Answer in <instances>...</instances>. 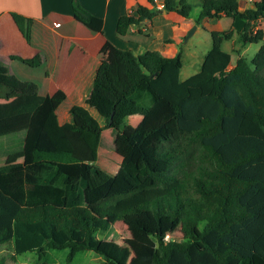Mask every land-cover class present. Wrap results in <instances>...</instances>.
<instances>
[{"label": "trees", "instance_id": "1", "mask_svg": "<svg viewBox=\"0 0 264 264\" xmlns=\"http://www.w3.org/2000/svg\"><path fill=\"white\" fill-rule=\"evenodd\" d=\"M72 6L79 21L104 27L79 0ZM163 10L188 17L192 6L137 0L117 31ZM223 15L231 28L211 30L200 70L184 80L182 46L168 56L109 44L87 98L103 125L78 108L60 123L52 98L34 89L14 96L0 60V247L37 251L33 264H55L49 253L66 248L94 250L98 264H264V43L234 64L223 49L235 33L243 44L264 41V0H203L196 23ZM143 83L157 99L121 128V107ZM107 128L122 138L112 139L116 173L96 164ZM116 223L118 251L106 237Z\"/></svg>", "mask_w": 264, "mask_h": 264}, {"label": "crops", "instance_id": "2", "mask_svg": "<svg viewBox=\"0 0 264 264\" xmlns=\"http://www.w3.org/2000/svg\"><path fill=\"white\" fill-rule=\"evenodd\" d=\"M79 1L91 13L104 19L101 30L89 27L74 16L72 0H0V60L5 68V78H11L10 82L17 86L14 96L34 89L38 94L52 98L60 123L73 121L72 110L78 108L103 125L105 120L101 123L93 116L92 106L87 103V98L100 63L109 55L108 45L131 49L135 53L152 49L170 56L179 48V40H176L179 34L175 30L181 26L189 29L197 23L187 22L188 17L177 11L163 10L153 19L133 24L127 33L120 34L117 31L118 19L123 14L132 12L137 0ZM138 1L149 7L164 5V0H155L154 3L148 0ZM197 1L203 5V0ZM239 1L241 4V0ZM251 1L252 5L246 6L243 0L244 5L241 4V7H252L257 0ZM223 17L229 16L207 17L197 24L196 29L202 24L210 33L211 30H223L225 28L220 26H211ZM247 44L242 43V47L233 48L238 53L237 58L240 54L244 55ZM182 48L183 66L184 56L188 55L189 66L200 65L201 68L204 56L199 59L197 51L191 50L187 45ZM36 57L40 60L38 64L34 63ZM147 85L141 84L135 94L122 105L119 116L125 109L128 110L129 118L123 120L121 128L131 123L137 125L157 99V94ZM151 93L154 94L152 97ZM144 99H147L145 108L138 112L136 108Z\"/></svg>", "mask_w": 264, "mask_h": 264}, {"label": "rangeland", "instance_id": "3", "mask_svg": "<svg viewBox=\"0 0 264 264\" xmlns=\"http://www.w3.org/2000/svg\"><path fill=\"white\" fill-rule=\"evenodd\" d=\"M252 2L253 1L251 0H245V5L250 6L252 5ZM188 3L192 6V11L188 16L187 22L193 21L196 23V17L199 14L202 6L200 3H198L197 0H189ZM241 4L244 5L243 0H241ZM261 25V27L264 28V19H262ZM195 26H197V24H194L189 29H187L185 26H181L180 29H176L175 33L179 34L176 40H179L177 41L179 47L187 45L189 48H191V50L197 51L198 55L200 56V59L212 47V36L210 31L206 29V27L202 24L199 26L198 29H196L197 27L194 29ZM211 26H220L225 29L229 28L231 26V18L223 17L221 20H219V22H213ZM190 32H192V34L189 36ZM242 43V39L237 33H235L231 40H227L223 43V49L231 52L233 55V64L235 63V60L238 56V53L234 51L233 48L242 47ZM263 43L264 41L252 42L247 44V48L244 51V55L251 59ZM189 63V56L185 55L184 66L181 70V78H186L188 75L192 74L193 72L197 71L198 68H200V65H197L196 67H191L189 66ZM25 78L31 79V77L27 76H25ZM87 103L90 104L88 99ZM144 108L145 106L140 103L138 104L136 110L138 112H141L142 110H144ZM91 109L93 116L96 117L101 123H104V118L101 116L100 112L93 106ZM124 111L125 112H123L121 116H119L117 119V124L120 127L122 126L123 120L129 118L128 110L124 109ZM131 124L135 125L134 123ZM103 133V142L99 149V158L96 164L104 168L109 173H116V170L118 169V166L122 160V154L119 152V149H115L114 142V144L112 145V139H116V143L119 145L122 142V138L120 135L116 136L112 134V129L107 128L104 130ZM74 171L77 172L76 169H74ZM106 237L113 243L115 251H118L121 248L125 238V236L121 232V226L117 223L114 224L112 228L108 231ZM3 246L4 247L2 249L0 248V257H3L2 264H33V262L39 256L37 251H26L14 255L13 252H11L7 249V247H5L6 245ZM70 255L71 259L69 258ZM49 256L51 258L50 260H52L55 264H98L103 259L102 255H100L94 250L89 249H76L73 252H71L68 248L61 250H52L49 253Z\"/></svg>", "mask_w": 264, "mask_h": 264}, {"label": "water", "instance_id": "4", "mask_svg": "<svg viewBox=\"0 0 264 264\" xmlns=\"http://www.w3.org/2000/svg\"><path fill=\"white\" fill-rule=\"evenodd\" d=\"M196 27H197V26H195L194 29H195ZM192 32H193V31H192ZM192 32H190L189 36L192 34ZM187 39H188V37H187Z\"/></svg>", "mask_w": 264, "mask_h": 264}, {"label": "built area", "instance_id": "5", "mask_svg": "<svg viewBox=\"0 0 264 264\" xmlns=\"http://www.w3.org/2000/svg\"><path fill=\"white\" fill-rule=\"evenodd\" d=\"M164 5H160V6H158L159 8H162ZM262 21V20H261ZM169 236V235H168Z\"/></svg>", "mask_w": 264, "mask_h": 264}]
</instances>
